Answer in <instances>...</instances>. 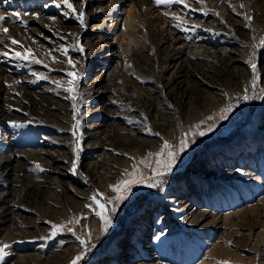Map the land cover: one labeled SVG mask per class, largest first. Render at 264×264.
<instances>
[{"label":"rangeland","instance_id":"1","mask_svg":"<svg viewBox=\"0 0 264 264\" xmlns=\"http://www.w3.org/2000/svg\"><path fill=\"white\" fill-rule=\"evenodd\" d=\"M107 256L264 264V0H0V264Z\"/></svg>","mask_w":264,"mask_h":264},{"label":"bare ground","instance_id":"2","mask_svg":"<svg viewBox=\"0 0 264 264\" xmlns=\"http://www.w3.org/2000/svg\"><path fill=\"white\" fill-rule=\"evenodd\" d=\"M238 171V170H237ZM248 172V171H247ZM237 173V172H236ZM246 173V172H245ZM252 173V172H251ZM194 195H195V193H194ZM180 203L181 204H183V207H182V209L184 210V212L186 213V215H188L187 217H190L191 219H194V220H196V221H199L200 219H202V218H204V217H206V214H205V211L203 212V211H200V210H198V208H194L193 206L194 205H192V203L191 202H189V201H180ZM199 207V206H198ZM181 212V211H180ZM199 213H203V214H201V217H200V219L197 217V214H199ZM207 213V212H206ZM196 218V219H195ZM194 222V221H193ZM191 224V223H190ZM220 224V223H219ZM147 247V246H146ZM145 247V248H146ZM148 248V247H147ZM131 259V258H130ZM114 261H113V259L110 257V256H107V257H104V258H102V259H99L98 261H97V263L96 264H112Z\"/></svg>","mask_w":264,"mask_h":264}]
</instances>
